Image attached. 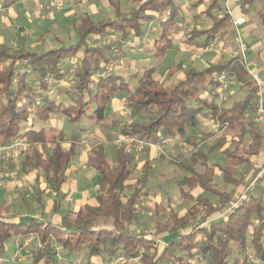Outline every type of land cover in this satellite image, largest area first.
<instances>
[{"label":"trees","instance_id":"obj_1","mask_svg":"<svg viewBox=\"0 0 264 264\" xmlns=\"http://www.w3.org/2000/svg\"><path fill=\"white\" fill-rule=\"evenodd\" d=\"M17 1L3 0V4L7 7ZM133 1L137 7L128 12L111 1L113 20L94 22L88 16L82 18L74 25L75 43L44 53L10 51L0 46V147L17 140L29 144L25 152L19 153L20 172L35 173V187L29 195L38 210L37 217L29 212L21 215L15 211L17 205L9 208L0 204V264H11L7 244L13 238L18 240V246L29 238L35 239L27 251V264H58L57 251L102 263L123 259L136 260L138 264H264V175L255 182L246 201L226 217H220L246 183L249 158L264 153V126L249 116L255 88L241 57L236 54L201 70L191 68L182 79L169 85L154 77L152 67L130 76L116 73L111 68L122 59L128 44L143 42L144 26L159 28L152 41L155 59H161L171 49V31L185 2ZM204 1L209 3L206 16L223 9L224 0H199ZM240 1L247 9L264 0ZM255 15L264 29V9ZM229 21L226 13L215 18L208 30L193 31L188 42L201 34L206 35L207 42ZM108 36L113 40H108ZM132 79L136 83L130 89ZM226 81H235L246 92L229 108L217 103ZM121 92L125 93L129 121L118 128V134L158 144L187 140L186 144L192 147L186 160L179 155L180 161H169L186 173L177 185L181 197L191 206L183 215L170 212L152 232L132 228L136 206L147 196L149 162L137 167L133 156L118 149L110 164L104 147L97 145L86 162L99 176L94 204H85L54 219L59 210L56 197L76 155L79 138H66L64 132L44 125L52 115H60L74 125L82 121L99 124L107 119L110 100ZM204 110L214 125L205 136L216 139L205 152L190 135L198 129L199 119L207 118ZM215 150L224 156L225 167L209 165L208 159ZM196 165L204 168L203 173L195 170ZM237 166H242V173H238ZM215 169L229 191L216 187ZM136 171L142 174L141 178L133 179ZM48 186L55 196L50 216L42 207L44 188ZM184 187L188 190L184 191ZM193 190L200 193L193 197ZM17 197L20 205L27 206L23 193L17 192ZM206 221L208 227L203 226ZM234 250L238 257H232ZM195 257L201 261L193 262Z\"/></svg>","mask_w":264,"mask_h":264},{"label":"rangeland","instance_id":"obj_2","mask_svg":"<svg viewBox=\"0 0 264 264\" xmlns=\"http://www.w3.org/2000/svg\"><path fill=\"white\" fill-rule=\"evenodd\" d=\"M111 1L118 3L123 12H128L132 8L137 7L136 1L133 0H18L10 7H0V46L3 45L10 51L24 49L29 52L44 53L51 49H57L61 45L75 43L77 37L74 25L79 23L82 18L88 16L94 22H106L114 19V8ZM228 1L224 0L222 2V11L213 10L210 16H206L205 10L209 4L207 1L185 0L175 21L177 28L171 31L174 35V40L181 42L179 45L174 44L172 49L167 50L159 60L151 56V52L155 53L153 44L145 45L143 51L140 48H131L132 51L125 50V55L111 69L118 74L133 75L131 73L133 68L135 71L141 72L143 68L152 67L154 77L163 84L169 85L184 77L191 68L200 70L210 64L227 61L230 59L228 57H230L232 52L235 55H240L238 53L239 43H237L235 50L233 48L235 46L232 42L233 31L231 32L230 28L232 19L228 13L230 21L226 31L218 32L207 42L205 40L206 36L203 34L193 41L190 40L188 44L182 42V39H190L193 31L202 33L210 28L215 18H222L226 4L229 6L230 2L228 3ZM259 9H264V1L255 4L250 9V12L254 13ZM143 29L147 36H152L150 27L144 26ZM214 38L217 39V42L208 49V44ZM107 39L113 40V37L108 36ZM233 56L231 55V57ZM240 57L246 70L247 66L244 65L245 62L241 55ZM139 61L142 63H138ZM215 78L216 76L213 75V79ZM133 82L130 81V89L133 88ZM222 89L223 92L221 90L220 95L218 94L217 103L225 108H229L232 103L240 100L246 94L245 90L239 89V85L235 81H226L225 85H222ZM125 98V93L122 92L114 95L106 107L109 118L103 123L96 124L82 121L76 126L67 122L60 115L52 116V120L47 123L48 126L53 125V127H56V131L61 129L66 138L72 135L79 138V143L76 144V159H72L70 165L69 177L72 185H66L62 189V193L66 194L65 197H68L64 199L65 201H61L60 213L74 210L75 205L84 204L86 200L89 201L95 195L97 176L96 173L86 166V158L91 153V149L97 145L103 146L106 151L107 161L110 164L114 161L116 150L124 149L133 156L137 167L142 166L145 161H148L151 167L148 183L146 184L147 196H144L136 206L134 224L137 229L152 232L156 224L164 221V218L170 212L183 215L186 209L191 206L190 202L183 200L177 185V182L186 173L176 167V165L170 164L169 161H180L179 155H182L186 160L192 147L186 144L187 140L180 142L178 139L165 140L159 144L148 142L150 145L141 146L140 144L143 143L135 142H138V140L132 141L130 140L131 137L118 134V128L124 122L129 121V111L125 107ZM251 110L254 111V108ZM203 115L207 116V118L199 119L198 129L192 130L190 135L195 137V143L205 152L214 146L216 139H210L205 136L212 132L214 125L209 121L206 110L203 111ZM28 146L27 142L17 140L8 146L0 147V204L9 208L11 207L10 205L15 204L17 205L15 211L19 214L24 215L29 212V214H32L31 216H35L37 209L29 195L35 187L32 175L24 176L20 172L19 153L25 152ZM63 147H67V144H63ZM208 163L209 165L225 167L227 162L219 150H215L210 154ZM249 165L250 171L247 175L246 183L242 188L238 189L230 204L238 198L246 186L252 184L254 179H262L263 176L260 178L257 176L264 167V155L261 157L251 156ZM195 170L203 173L204 168L196 165ZM237 171L242 173V166H237ZM214 172L216 187L220 191H229L230 187L226 186L219 177L220 172L217 169ZM141 176L142 174L136 171L133 179L141 178ZM183 190L187 191L188 189L184 187ZM17 192L25 195L27 206L20 205L21 202L18 200ZM44 192L46 197L43 200V204L48 208L51 205L53 194L51 188L47 187L44 188ZM199 193L197 190L191 192L193 197H196ZM230 204L224 207L220 217H226V211ZM206 223L209 222H204V227ZM132 228L135 227L132 226ZM31 239L25 240L21 245L19 243V246L17 244V249L12 255L11 264L28 263L27 251L32 246L31 243L33 242L30 243ZM12 245L13 239L8 242L7 251L12 248ZM237 252V250H234L232 257H238L239 253L237 254ZM56 253L58 255V264H138L136 260L125 262L123 259L108 263H102L97 260L88 262L83 256L68 257L64 252L57 251ZM161 264H172V262L165 261Z\"/></svg>","mask_w":264,"mask_h":264},{"label":"crops","instance_id":"obj_3","mask_svg":"<svg viewBox=\"0 0 264 264\" xmlns=\"http://www.w3.org/2000/svg\"><path fill=\"white\" fill-rule=\"evenodd\" d=\"M230 2V3H229ZM228 3H229V6H227V4H226V6H227V8L229 9V11H230V13H231V15H230V18L233 20V19H235V18H237V17H240V16H244L245 17V19H246V23L244 24V25H241V26H237V27H234L233 25H231L230 26V28H231V32L233 31V34H232V36H233V40H232V42H233V44L235 45L233 48H234V50H235V47L237 46V43H241V44H243L244 46H245V48H246V50H245V54H244V58H243V60H244V62H245V64L244 65H246L247 66V68L248 69H250V70H252V71H255V72H257L260 76H261V78L263 79V81H264V29L260 26V24H259V21H258V19H257V17H256V15H255V13L258 11V10H256L254 13L253 12H250V9L255 5H252L251 7H249V8H247V9H245L244 7H243V5H242V3H241V1L240 0H229L228 1ZM260 3V2H259ZM257 4V3H256ZM10 6H12V4L11 5H9L8 7H10ZM0 7L1 8H7V7H5V4H3V0H0ZM260 10V9H259ZM225 12V11H224ZM226 13V12H225ZM224 13V14H225ZM176 21V20H175ZM175 24H176V22H175ZM230 24H232L231 22H230ZM148 27H150V29H152V36H147V34H146V32H145V38H144V40H143V42L141 43V44H139L137 41H134V42H132V43H130V45H128V47L125 49V50H127V51H132L131 50V48L133 49V48H140L142 51H143V47L145 46V45H152V41H153V39L158 35V33H159V28H158V26L157 25H147ZM211 26H212V24H211ZM210 26V27H211ZM177 28V25H175V29ZM220 31H226V28L225 29H222V30H220ZM219 31V32H220ZM263 31V32H262ZM156 35V36H155ZM205 35V34H204ZM200 35H198V36H195V38L193 39V40H195L196 38H198ZM206 36V35H205ZM147 37V38H146ZM172 40H173V44H172V46L174 45V44H177V45H179L181 42H177V41H175L174 40V35L172 34ZM189 40V39H188ZM188 40H185V39H182V42L184 43H189L188 42ZM193 40H191V41H193ZM205 40H206V37H205ZM132 44V45H131ZM208 44V43H207ZM206 44V45H207ZM206 45H204V46H206ZM171 49H172V47H171ZM170 50V49H169ZM141 51V52H142ZM235 52V51H234ZM151 56L154 58V53H152L151 52ZM233 54L235 55V53H233L232 52V56H233ZM124 55H125V53H124ZM231 55H230V57H228V58H231ZM138 63H142V62H138ZM210 65H212V64H210ZM143 69H146V68H143ZM142 69V70H143ZM203 69V68H202ZM201 70V69H200ZM136 72H138V71H135L134 70V68H133V70H132V72L131 73H136ZM122 75H124V76H130V75H125V74H122ZM183 77H181L180 79H182ZM133 80L134 79H132L131 81L133 82ZM251 80V79H250ZM177 81H178V79H177ZM252 82V81H251ZM134 85H133V87L135 86V83H136V80H134ZM130 84V83H129ZM255 88V87H254ZM254 103V104H253ZM252 104H253V108H254V111L253 110H251V112L249 111V116H250V118L253 120V121H255V109H256V95H255V92H254V96H253V101H252ZM52 116H54V115H52ZM55 116H57V115H55ZM105 117L108 119L109 118V115H107V112L105 113ZM64 118V117H63ZM106 119V120H107ZM52 120V117H51V119L48 121V122H50ZM67 120V119H66ZM47 122V123H48ZM68 122V121H67ZM92 122V121H91ZM104 122V121H103ZM103 122H101V123H103ZM47 123L44 125L46 128H48V127H52V128H55V129H57L56 127H53V125H51V126H48L47 125ZM94 123V122H93ZM74 125V124H73ZM76 126H78V125H76ZM60 131H61V129H59ZM262 155H264V153H261V155H258L259 157H261ZM75 159H76V157H74ZM73 158V159H74ZM87 159V158H86ZM71 163H72V161H71ZM71 163H70V165H71ZM69 165V169H68V171H67V177H66V180H65V183L63 184V186L61 187V191H60V195L59 196H57L56 197V201H58V203H59V210H58V212H57V215L54 217V219H57L58 218V216H62V215H64V214H67V213H70V212H75L80 206H83V205H85V204H88V205H93L94 204V198H95V196H96V192H97V188H96V191H95V195H94V197L93 198H91V199H89V201L88 200H86V202L84 203V204H77V205H75L76 207H75V209L74 210H70V211H67V212H63L62 214L60 213V208H61V205H62V203H61V201H65L64 199L65 198H67V197H65L66 196V194H64V193H62V189L66 186V185H72V181H70V177H69V172H70V166ZM91 169V168H90ZM92 170V169H91ZM94 173H95V171L94 170H92ZM27 175H32V178H33V183H34V179H35V173L34 172H29L28 174H26V175H24V176H27ZM96 176H97V183H98V180H99V176L96 174ZM14 186H16V187H18L17 185H14ZM34 186H35V184H34ZM96 187H97V185H96ZM47 188H51V191H52V194H53V188L51 187V186H48ZM45 197H46V194H45V192H44V197H43V199H42V204H43V200L45 199ZM55 199V196H54V194H53V197H52V199H51V205H49V207L47 208V206H45V204H43V211H44V213H45V215L46 216H50V214H51V211H52V203H53V200ZM61 199V200H60ZM38 211V210H37ZM36 215H35V217H37L38 216V212H36L35 213ZM135 228H137L136 226H135ZM34 241H35V239H31V241H30V243L31 242H33L34 243ZM18 242V240H16V239H14L13 238V245H12V248L9 250V251H7L8 252V255H10V257H9V259L12 261V256L11 255H13L14 254V252L16 251V249H17V243ZM33 243H31V244H33ZM82 263H83V261H81Z\"/></svg>","mask_w":264,"mask_h":264},{"label":"built area","instance_id":"obj_4","mask_svg":"<svg viewBox=\"0 0 264 264\" xmlns=\"http://www.w3.org/2000/svg\"><path fill=\"white\" fill-rule=\"evenodd\" d=\"M225 12L226 14L228 13L229 15H231L229 9L227 8V6H225ZM221 14V13H220ZM232 25L234 27L237 26H241L244 25L246 23V19L244 16H240L237 17L235 19L232 20ZM217 42V39L214 38V40L208 44V49L209 47H213L214 44ZM207 49V48H206ZM245 46L241 43H239V47H238V53L244 58V54H245ZM247 74L250 77L252 83L254 84L255 90H256V113H255V122H257L258 124H260L261 126H264V81L261 78V76L255 72L252 71L248 68H246ZM225 84H223L224 86ZM132 141H135V139H130ZM136 143H143L140 144L142 145H150V143L148 142H141V141H135ZM264 175V167L262 168L261 172L258 174V178L262 177ZM257 179H255L251 185L246 186V188H244L243 192H241V194L238 196L237 199H235L231 204L230 207L227 208V213L232 212L238 205H240L242 202L246 201L247 199V195L249 192L252 191L253 185L256 182ZM209 223L205 224V227H208ZM201 261V259L199 257L194 258L193 262H198Z\"/></svg>","mask_w":264,"mask_h":264}]
</instances>
